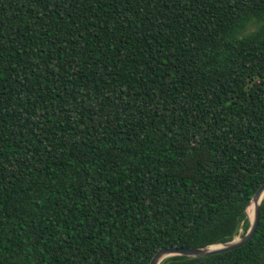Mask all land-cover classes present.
Masks as SVG:
<instances>
[{
    "label": "trees",
    "instance_id": "1",
    "mask_svg": "<svg viewBox=\"0 0 264 264\" xmlns=\"http://www.w3.org/2000/svg\"><path fill=\"white\" fill-rule=\"evenodd\" d=\"M263 183L264 0H0V264L225 244ZM161 264H264V198Z\"/></svg>",
    "mask_w": 264,
    "mask_h": 264
},
{
    "label": "water",
    "instance_id": "2",
    "mask_svg": "<svg viewBox=\"0 0 264 264\" xmlns=\"http://www.w3.org/2000/svg\"><path fill=\"white\" fill-rule=\"evenodd\" d=\"M264 195V183L258 188L256 193L253 195L247 208L253 204L252 218L248 219L249 228L243 236L236 237L230 242L220 245L209 246L205 248H178V247H168L157 251L149 264H161L164 260L174 257L181 256L186 258H205L208 256L218 255L233 251L238 249L247 243H249L254 237L256 230L258 228L260 219V203L262 201V196ZM246 208V209H247ZM246 213V211H245ZM247 216V215H246Z\"/></svg>",
    "mask_w": 264,
    "mask_h": 264
},
{
    "label": "bare ground",
    "instance_id": "3",
    "mask_svg": "<svg viewBox=\"0 0 264 264\" xmlns=\"http://www.w3.org/2000/svg\"><path fill=\"white\" fill-rule=\"evenodd\" d=\"M264 197V195L262 196V198ZM252 213H253V204H251L247 209H246V215L247 218L250 219L252 218Z\"/></svg>",
    "mask_w": 264,
    "mask_h": 264
},
{
    "label": "rangeland",
    "instance_id": "4",
    "mask_svg": "<svg viewBox=\"0 0 264 264\" xmlns=\"http://www.w3.org/2000/svg\"><path fill=\"white\" fill-rule=\"evenodd\" d=\"M253 29H254V28H249V29H248V32H251ZM241 233H242V231L240 230V231H239V234H241ZM237 237H239V236H237Z\"/></svg>",
    "mask_w": 264,
    "mask_h": 264
}]
</instances>
